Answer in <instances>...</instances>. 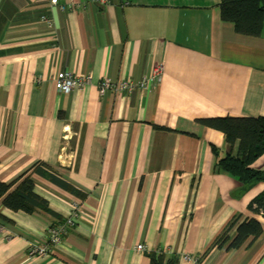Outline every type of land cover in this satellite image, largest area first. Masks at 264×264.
<instances>
[{
    "label": "crops",
    "instance_id": "1",
    "mask_svg": "<svg viewBox=\"0 0 264 264\" xmlns=\"http://www.w3.org/2000/svg\"><path fill=\"white\" fill-rule=\"evenodd\" d=\"M59 2L65 10L51 0H0V181L44 163L55 180L34 174V190L57 214L0 201V264H151L157 251L178 264H191L182 254L264 264V214L248 207L264 181L244 189L216 172L212 148L225 156L228 144L198 122L264 116V25L260 36L236 32L220 0ZM159 62L158 84L99 96L102 78L139 81ZM62 70L91 72L93 81L58 92ZM252 166L264 174V154ZM74 203L81 215L62 244L30 258L28 247ZM239 214L259 220L262 234L229 249L233 227L215 245Z\"/></svg>",
    "mask_w": 264,
    "mask_h": 264
},
{
    "label": "trees",
    "instance_id": "2",
    "mask_svg": "<svg viewBox=\"0 0 264 264\" xmlns=\"http://www.w3.org/2000/svg\"><path fill=\"white\" fill-rule=\"evenodd\" d=\"M220 10L222 19L233 23L236 32L250 36L261 35L264 25V0H220ZM198 122L221 131L228 144L229 150L225 156H220L216 147L212 148L216 172L233 175L241 182L244 189L264 181L263 171L252 166L254 161L264 154L263 115L209 117L200 118ZM48 171L50 169L44 163H40L11 183L0 181V201L3 206L12 211L21 210L29 214L41 209L57 217L47 200L34 190V174H41L55 180L54 174H47ZM248 207L255 213L264 214V191L256 196ZM240 219L239 214L230 221L215 245H221L229 240L228 232L233 227H235V235L230 240L229 249L238 248L248 238L254 240L262 234L263 227L259 220L249 217ZM62 220L64 219L58 222ZM149 255L151 264H178L179 261L176 255L167 261L163 254L151 252ZM197 264H202L201 260Z\"/></svg>",
    "mask_w": 264,
    "mask_h": 264
},
{
    "label": "built area",
    "instance_id": "3",
    "mask_svg": "<svg viewBox=\"0 0 264 264\" xmlns=\"http://www.w3.org/2000/svg\"><path fill=\"white\" fill-rule=\"evenodd\" d=\"M92 2L101 3L103 5L110 4L112 0H91ZM53 7H57L60 10H65L66 5L59 2V0H51ZM43 21L48 24L49 27H53L51 19L43 16ZM163 73V65L161 62L154 64L151 70L143 75L139 81H133L131 79L114 80L110 77H104L98 82V93L100 97H103L107 92L131 93L136 89L147 90L151 85L158 84L161 80ZM93 81V75L91 72L74 74L70 70H62L54 77V87L58 92H70L76 89H83ZM64 153L61 157L64 158ZM81 208L78 203L72 204L71 211L60 222H53L46 228L47 237L41 244H31L28 247V256L30 258H40L43 256H49L53 253L55 248L60 246L65 236L75 227L76 220L80 218ZM49 216H51L49 214ZM143 244L137 246V250H145ZM151 253V252H149ZM157 254H161V251H157ZM181 258L190 262L191 264H197L201 256L196 254H182Z\"/></svg>",
    "mask_w": 264,
    "mask_h": 264
}]
</instances>
